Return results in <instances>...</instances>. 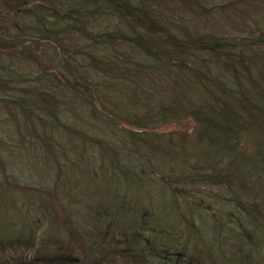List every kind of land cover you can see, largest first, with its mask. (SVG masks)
<instances>
[{
  "label": "trees",
  "instance_id": "1",
  "mask_svg": "<svg viewBox=\"0 0 264 264\" xmlns=\"http://www.w3.org/2000/svg\"><path fill=\"white\" fill-rule=\"evenodd\" d=\"M0 2V264H264V0Z\"/></svg>",
  "mask_w": 264,
  "mask_h": 264
},
{
  "label": "rangeland",
  "instance_id": "2",
  "mask_svg": "<svg viewBox=\"0 0 264 264\" xmlns=\"http://www.w3.org/2000/svg\"><path fill=\"white\" fill-rule=\"evenodd\" d=\"M2 2H0V8L2 7ZM14 12H10V11H8V14H7V17H8V19H9V22L6 24V30L7 31H9V29H10V32H13V29H14V26H15V24H16V22H17V19H16V17L15 16H12V14H13ZM7 18H4L3 19V22H5V20H6ZM2 22V18H1V16H0V23ZM2 22V23H3ZM190 22L191 21H189V24H190ZM198 26L197 27H194L195 28V31L196 32H200V33H206L205 32V30H204V28H201L202 27V25H199V24H197ZM193 26H191L190 27V31L193 29L192 28ZM262 27V26H261ZM103 26H101L100 28H99V30H103ZM211 28V27H210ZM211 29H216V28H211ZM247 29H252V30H245L244 32H243V34H247V33H251L253 30H254V27L252 26V28L250 27V28H247ZM98 30V28H97V26H96V31ZM84 33H92L93 34V30H82ZM219 35V34H218ZM240 36H243V35H241V34H239ZM62 42H65L66 44H70L68 41H62ZM64 43V44H65ZM43 44V43H42ZM51 47H54V45H50ZM39 56H40V58L37 60V64L39 65V67H42V65H43V62L46 64V67L47 68H52L51 66L53 65V64H51V63H55V62H51V63H48L49 61H48V59H49V57H51V58H54V54H57V50H53L52 48H49L48 47V45H46L45 47H43L42 49H41V52L39 51L38 53H37ZM250 56H252V54H250ZM43 60V61H42ZM44 66V65H43ZM49 66V67H48ZM0 110L2 111V112H4V109H2V108H0ZM2 117H4V114L3 113H1L0 114V118H2ZM73 121H76V118L75 117H72L71 118ZM0 127L2 128L1 130H5L6 129V127L7 126H4L3 125V123H0ZM73 127L74 128H79V126L78 125H75V124H73ZM118 127L120 128V129H126V130H132L129 126H126V125H123V124H120V123H118ZM93 128H91V130H92ZM189 130V125H187V124H183V125H180V126H176V127H172V128H168V129H166L165 130V132L166 133H168V134H170V133H172V135L174 136V137H176V135H180V136H182V137H184L183 135H186L187 134V131ZM1 133V132H0ZM95 132H90V130L88 131V134L90 135V134H94ZM157 134H159V132H157ZM96 135V134H95ZM161 135H165V134H161ZM102 136V138H105L106 137V139L108 140L109 138H111V137H109V136H105V134H102L101 135ZM0 139H2L1 138V134H0ZM3 142H5V140H2ZM115 143H117V145H118V140H116V141H114V143L113 144H115ZM15 148H17L18 149V146L17 147H15ZM93 148V147H92ZM96 148V147H95ZM1 150H5V149H2V148H0ZM14 150L16 153H19V156H16L15 154H14V156L12 157L13 159H14V161H11V163H12V165H13V168L16 170V171H14V173H15V175H19V169H23L24 170V174L25 173H28L29 171H34V170H36V168L35 167H37L38 165H39V160L37 159V157L35 156V155H31V154H28V153H25V151H28V150H30L31 148H26V149H24V151H20V150H22L21 148H19V150ZM89 151H91V149L89 150ZM6 152L7 151H4V152H0V154L2 153V155H3V157H10V156H8V155H6ZM20 152H22L23 154H20ZM42 153V152H41ZM26 154V155H25ZM41 155V154H40ZM43 155V154H42ZM41 155V156H42ZM38 156V155H37ZM47 156V155H46ZM112 156H113V154H112ZM2 158V157H1ZM1 158H0V160H1ZM20 164H23V165H26V166H21L20 167ZM95 164V163H94ZM94 164H93V166L92 167H94ZM95 166H97V164H95ZM21 178H23V176L21 175ZM76 182H78V181H76ZM76 182H74V183H72L71 184V189H72V191L71 192H73L74 194H75V196H76V200L79 202V204H77L76 205V207H77V209H82L83 210V207L85 208V207H88V204L89 203H91V200H95L94 201V203L92 204V209H98V206H101V203L102 202H104V200L102 199V197L101 196H99V198H97L96 196H93V195H90V193L91 192H95V189H96V187L95 186H91V187H85V186H80L79 184H77ZM139 189V188H138ZM140 190V189H139ZM139 190H137L136 189V191H139ZM91 199V200H90ZM50 202H54V201H50Z\"/></svg>",
  "mask_w": 264,
  "mask_h": 264
}]
</instances>
